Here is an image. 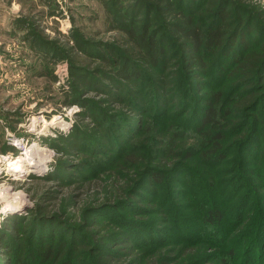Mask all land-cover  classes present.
<instances>
[{
  "label": "trees",
  "instance_id": "obj_1",
  "mask_svg": "<svg viewBox=\"0 0 264 264\" xmlns=\"http://www.w3.org/2000/svg\"><path fill=\"white\" fill-rule=\"evenodd\" d=\"M247 1L125 0L124 3V0H108L116 27L132 35L143 62L157 71L180 72L190 79L188 85L195 90H200L203 84L202 88L206 87L209 81L204 79V74L211 71V83L217 90L195 93L207 94L202 107L195 110V100L190 94V100L186 101L188 91L175 96V90L172 92L170 86L159 83L158 88L146 92L145 74L127 54L122 55L119 66L122 79L107 74L112 86L90 79L82 68H75L72 73L75 82L87 79L89 88L104 90L122 101L121 108L127 107L139 114H125L127 109L115 116L111 114L113 120L104 122L109 124L101 128V134L92 131L87 134L78 125L69 132L67 146L85 153L89 163L96 167L106 163V168L122 183L120 188H115V184L112 188H99L80 205L69 204L67 200L61 202L54 214L39 210V217L32 221L22 217L17 220L16 216L6 220L5 231L0 235L4 264H166L172 251L180 253L208 232L211 239H207L211 243L218 241L215 245L219 248L230 244L227 252L221 254L225 264H264V204L261 202L264 201V174L258 170V166L264 167V144L258 136L264 125V10L248 6ZM128 25L136 29L131 32ZM252 31L259 35L254 43L250 37ZM27 33L40 53L53 61L72 62L60 53L55 40L31 26ZM71 36L78 50L84 53L90 47L96 50L108 47V44L78 38L75 32ZM224 74L233 78L226 88L235 93L232 96L223 97L220 81ZM127 83L137 85L142 89L139 93L148 98L143 101L136 98V92ZM70 86L69 102L93 107L91 100L83 96V89H78L73 81ZM111 87L120 90L121 96ZM171 95L174 98L169 102ZM171 105L175 112L170 114L177 121L166 126L162 122L158 124ZM47 143L57 149L55 144ZM8 149L13 146L7 145L3 150ZM193 156L198 165L208 164L213 168L228 162L233 165L232 158L236 157L238 165L234 167L238 170L234 189L229 188L231 192L221 188L217 193L214 189L217 180L208 178L205 185L211 186V193L202 184L200 197L195 193L190 202L179 204L181 207L190 204L192 213L199 215L184 217L168 201L181 188H167L166 194L153 199L150 192H157L148 188L147 182L160 183L170 175L174 180L176 173L188 169L192 171L181 181L194 187L200 173L187 163ZM112 166L115 168L111 169ZM52 193L45 190L40 198L52 199ZM99 193L102 198L97 197ZM210 195L211 203H208ZM146 199L154 207L163 204L162 209L174 210L176 218L167 220L175 228L173 239H159V232L152 225L153 218L130 216L140 213L138 209H153L140 207V202ZM74 205L77 214L73 216L68 209ZM192 222L197 225L192 226ZM249 229L252 237L243 248L246 256L236 257L239 250L234 245L239 235L235 239L228 234Z\"/></svg>",
  "mask_w": 264,
  "mask_h": 264
},
{
  "label": "rangeland",
  "instance_id": "obj_2",
  "mask_svg": "<svg viewBox=\"0 0 264 264\" xmlns=\"http://www.w3.org/2000/svg\"><path fill=\"white\" fill-rule=\"evenodd\" d=\"M107 2L108 0H0V209H3L0 211V235L5 231L6 220L14 219L13 216H16L17 220L22 217L31 218L32 221L34 217H39V210L54 214L57 213L61 202L66 200L69 204L76 202L80 205L88 198H92L99 188H112V184H115V188H120L121 179L111 174L112 170L106 168V163H100L96 167L89 163L85 153L67 146L70 138L69 132L78 125L87 134L91 131L93 134H101V128L109 124L104 122L113 120L111 114L115 116L117 112L126 109L125 114L131 116L136 112L127 107L126 109L121 108L122 101L109 96L104 90L89 88L87 79L75 82L76 77L72 76V73L76 71L75 68H82L85 76L90 79L102 80L107 86H112L107 74L122 79L119 66L123 60L122 55L127 54L133 62L138 63L145 74V81L148 82L147 88L144 89L146 92L150 93L154 87L158 88L159 83L162 86H170L169 90L172 92L175 90V96L179 92L188 91L186 101L188 103L190 100V94L195 100V110L202 107L204 96H207V94L197 95L195 93H211L217 90L211 83V71L204 74V79L209 81L206 87L202 88L203 84L200 86V90H195L188 85L190 79L181 75L180 72L157 71L143 62L140 58L141 54L132 40V35L126 30L116 27ZM247 3L248 6H257V9L264 10V0H248ZM29 26L48 39L55 40L60 53L71 59V65L68 59L53 61L46 56L47 54L37 51L27 33ZM128 26H131V32L136 29L132 25ZM71 32H75L78 38L81 36L89 42L108 44V47H100L97 49L98 51L96 47H90L91 49H87L85 53L79 51ZM250 37L254 43L259 35L252 31ZM93 51L102 52V56L98 53L94 54ZM173 67L171 66V68ZM178 79L179 83L175 84ZM232 79L226 74L223 75L220 81L223 97L235 94L226 89ZM69 81H73L78 89H83L85 92L83 96L91 100L93 107H82L79 103L69 102L71 87ZM128 86L136 92L135 97L139 100L143 101L148 98H145L142 92L139 93L142 89L137 85L130 83ZM111 88L114 89L117 96H121L120 90ZM173 95L168 98L169 102L174 98ZM99 109L105 115H102L103 113ZM169 109L165 113L166 117L158 120V124L162 122L166 126L169 122L177 121V118L170 114V112H175L174 106L171 105ZM136 115L139 116V114ZM55 117L57 119H54ZM263 126L260 127L258 136L264 144ZM189 141L194 142L191 139ZM33 142H37L49 150H30L28 153L32 156V164L25 162L19 169H10L7 163L25 151V148H28ZM47 142L55 144L57 149ZM7 145L13 146V149L4 151L3 149ZM144 148L149 150L148 146ZM262 155H264V151ZM232 160L233 165L228 162L213 168L208 164L198 165L196 156H193L187 160V163L198 172H196L197 174L200 173L197 184L195 181V185L192 187L191 183H182L181 179L189 174V170L184 172L180 170L173 177L174 180L170 175V177L163 178L160 183L149 184L147 182L148 188L157 192L156 194L151 191V198L156 199L157 196L166 194L167 188H181L180 193L171 194L168 201L177 209L179 208L182 216L194 214L193 216L197 217L199 214L192 213L190 204L183 207L179 204L190 202L195 193H198L197 196L200 197L202 184L205 185L208 178L211 180V177L217 180L214 187L216 191L222 188L231 192L229 188L234 189L236 171L238 170L237 167H234L238 165L237 158L233 157ZM110 168L113 169L115 166ZM65 170H70V173H66ZM258 170L260 174H264V167L258 166ZM262 182L264 184V178ZM205 187L211 193V186L205 185ZM45 190L53 192L52 199L43 201L40 198V194ZM143 192L147 193L144 190ZM217 193L219 192L217 191ZM177 194H180V197H177ZM219 195L222 198L223 195ZM97 197L102 198L100 193L97 194ZM10 201H16L17 206L5 210L6 204ZM207 202L211 203V195ZM231 202L229 201V203ZM261 202L264 204L263 200ZM251 203L254 204L253 201ZM149 206L153 209L149 210ZM163 206L161 204L154 207L146 199L140 202V207L148 209L145 211L138 209L137 211L140 213L130 216L140 215L141 219L153 218L152 225L158 230L159 239L165 237L167 240H171L175 237L173 231L175 228H171L167 220L172 217L176 218L174 217L175 212L167 207L162 209ZM42 207H44L43 210H41ZM75 210L74 205L69 207L68 212L74 216V213L77 214ZM180 212L178 211V213ZM192 224V226L197 225L195 222ZM20 227L18 225V228ZM251 233L252 231L249 229V231H242L239 234H228L229 238L235 239L239 235L238 241L234 245L239 250L236 257L238 254H241V258L246 256L243 248L252 237ZM207 238L211 239V232L196 238L191 246H187V249L180 253L172 251L166 259V264H225L221 254L227 252L230 244L219 248L215 245L218 241L211 243ZM2 259L3 254L0 252V264H4Z\"/></svg>",
  "mask_w": 264,
  "mask_h": 264
},
{
  "label": "bare ground",
  "instance_id": "obj_3",
  "mask_svg": "<svg viewBox=\"0 0 264 264\" xmlns=\"http://www.w3.org/2000/svg\"><path fill=\"white\" fill-rule=\"evenodd\" d=\"M54 119H57V117H55ZM30 150H46L48 151L49 148L45 147V146H42L40 145L39 143L37 142H33L31 143L28 148H25V151H22L21 153H19L17 156H15L14 158H12L8 163L7 165L10 167V169H19L21 166H23V163L27 162L29 164H32V156L29 155L28 151ZM46 157V156H45ZM40 163V162H39ZM38 163V165H39ZM35 164V163H33ZM17 206V203L16 201L15 202H9L6 204L5 206V210H10V209H13Z\"/></svg>",
  "mask_w": 264,
  "mask_h": 264
},
{
  "label": "clouds",
  "instance_id": "obj_4",
  "mask_svg": "<svg viewBox=\"0 0 264 264\" xmlns=\"http://www.w3.org/2000/svg\"><path fill=\"white\" fill-rule=\"evenodd\" d=\"M0 211H3V209H0Z\"/></svg>",
  "mask_w": 264,
  "mask_h": 264
}]
</instances>
